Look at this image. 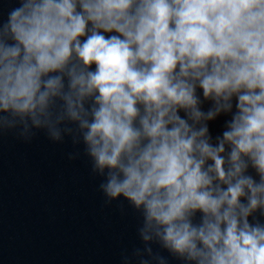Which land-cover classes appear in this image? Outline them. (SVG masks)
Instances as JSON below:
<instances>
[{
    "label": "clouds",
    "instance_id": "9594fccd",
    "mask_svg": "<svg viewBox=\"0 0 264 264\" xmlns=\"http://www.w3.org/2000/svg\"><path fill=\"white\" fill-rule=\"evenodd\" d=\"M34 129L82 142L106 203L140 214L139 264H168L153 244L264 264V0H17L0 17V133Z\"/></svg>",
    "mask_w": 264,
    "mask_h": 264
},
{
    "label": "water",
    "instance_id": "95a60500",
    "mask_svg": "<svg viewBox=\"0 0 264 264\" xmlns=\"http://www.w3.org/2000/svg\"><path fill=\"white\" fill-rule=\"evenodd\" d=\"M16 6L0 0V17ZM227 118L209 122L213 137ZM34 131L27 141L17 130L0 133V264H125V256L139 264L132 254L143 248L140 214L123 197L106 203L104 178L92 173L82 142L74 145L68 135L55 142ZM152 247L168 264H183Z\"/></svg>",
    "mask_w": 264,
    "mask_h": 264
}]
</instances>
